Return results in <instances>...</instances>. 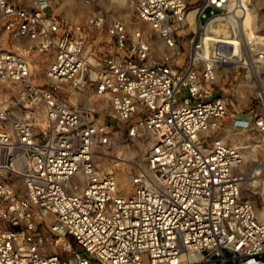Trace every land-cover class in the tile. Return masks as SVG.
I'll use <instances>...</instances> for the list:
<instances>
[{"label":"built area","instance_id":"1","mask_svg":"<svg viewBox=\"0 0 264 264\" xmlns=\"http://www.w3.org/2000/svg\"><path fill=\"white\" fill-rule=\"evenodd\" d=\"M117 1L135 27L0 0V264H264L244 147L213 138L230 106L218 71L251 68L263 47L257 20L240 26L252 0ZM22 50L50 59L48 83ZM88 84L110 111L85 99ZM261 97L253 128L264 143ZM115 124L151 138L127 187L95 161Z\"/></svg>","mask_w":264,"mask_h":264},{"label":"rangeland","instance_id":"2","mask_svg":"<svg viewBox=\"0 0 264 264\" xmlns=\"http://www.w3.org/2000/svg\"><path fill=\"white\" fill-rule=\"evenodd\" d=\"M188 1L191 8L200 4V0ZM49 2L56 14L64 16L73 24H82L92 14L103 12L108 19L120 16L128 21L130 27L136 26V17L130 4L117 0H49ZM252 5L254 24L257 20L255 25L257 34L262 39L264 0H252ZM198 11L197 7L192 9L191 13L196 15ZM25 45H30V42ZM262 46V50L254 56L255 62L252 60L251 68L224 67L218 71L219 93L229 99L230 106L229 113L220 128L213 133V138L224 139L231 145L244 147V163L241 167L245 174L243 195L254 203L259 215L264 218V173L261 171L264 162V143L253 128L255 112L260 110L261 96L264 97V59L260 58V55H264V41ZM21 52L30 54L32 61L37 65L36 76L44 83H48L44 70L50 59L36 51ZM82 94L89 103L95 104L99 109L106 112L111 110L109 100L98 97L94 85L88 84ZM126 128L127 124H115L110 144L100 146L95 158L99 170L115 174L121 187H127L131 176L145 165L151 141L150 137L137 140L127 138ZM76 185L80 186V181ZM71 242L74 248H79L73 238Z\"/></svg>","mask_w":264,"mask_h":264},{"label":"bare ground","instance_id":"3","mask_svg":"<svg viewBox=\"0 0 264 264\" xmlns=\"http://www.w3.org/2000/svg\"><path fill=\"white\" fill-rule=\"evenodd\" d=\"M253 25H254V14H253V8H252V12L249 13V16H247L244 22L243 20L240 22V26H241V29H245V28L253 27Z\"/></svg>","mask_w":264,"mask_h":264}]
</instances>
